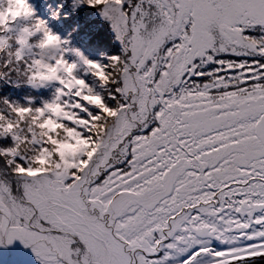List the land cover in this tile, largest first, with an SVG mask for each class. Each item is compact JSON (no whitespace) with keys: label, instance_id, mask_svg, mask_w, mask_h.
I'll return each mask as SVG.
<instances>
[{"label":"snow or ice","instance_id":"obj_1","mask_svg":"<svg viewBox=\"0 0 264 264\" xmlns=\"http://www.w3.org/2000/svg\"><path fill=\"white\" fill-rule=\"evenodd\" d=\"M84 4L119 50L78 51L74 84L29 76L23 102L0 97V247L38 264H264V0Z\"/></svg>","mask_w":264,"mask_h":264},{"label":"clouds","instance_id":"obj_2","mask_svg":"<svg viewBox=\"0 0 264 264\" xmlns=\"http://www.w3.org/2000/svg\"><path fill=\"white\" fill-rule=\"evenodd\" d=\"M74 10H78L76 6ZM49 12L48 18H41L30 0H0V33L7 38L0 41V79L11 80L19 87L27 85L29 76L37 82L62 76L68 84H74L77 52H83L73 44L71 33L62 37L50 27L52 21L68 18L64 5L57 8L49 4ZM18 51L24 56L20 63L16 62ZM5 61L10 64L6 71Z\"/></svg>","mask_w":264,"mask_h":264},{"label":"rangeland","instance_id":"obj_3","mask_svg":"<svg viewBox=\"0 0 264 264\" xmlns=\"http://www.w3.org/2000/svg\"><path fill=\"white\" fill-rule=\"evenodd\" d=\"M39 1L43 12L45 9L49 12V4H54L57 8L61 4L64 5V16L68 18L62 17L58 21H52L50 27L62 37L71 33L73 44L83 49L88 58L100 60L105 54L112 55L119 50L116 34L99 9L87 4L77 6V0ZM74 6L78 10H74ZM87 32L92 33L90 40L84 36ZM83 36L85 42L82 40ZM0 82V97L23 102V97L31 94V90L24 85L17 87L11 80L0 79ZM0 264H38V261L30 248H25L20 241H15L10 246L0 247Z\"/></svg>","mask_w":264,"mask_h":264},{"label":"trees","instance_id":"obj_4","mask_svg":"<svg viewBox=\"0 0 264 264\" xmlns=\"http://www.w3.org/2000/svg\"><path fill=\"white\" fill-rule=\"evenodd\" d=\"M30 2L34 4V6H35V8H36V11L38 12L37 15H39L41 18H48V17H49L50 12H48L46 9H45L44 12H43V10L41 9V8H43V7L41 6V3H40L39 0H30ZM46 11H47V12H46ZM91 34H92V33L87 32V34L84 35V36H85L86 39H89V40H90L89 37H90ZM78 36H80V35H78ZM84 36L82 37V40H84V42H85V38H84ZM80 40H81V38H80ZM78 48H79V47H78ZM79 49L83 52V54H85V52H84L83 49H81V48H79ZM2 80L5 81L4 79H2ZM0 84H1V82H0ZM8 85H9V84H8Z\"/></svg>","mask_w":264,"mask_h":264}]
</instances>
